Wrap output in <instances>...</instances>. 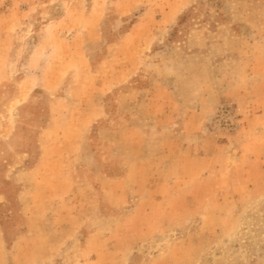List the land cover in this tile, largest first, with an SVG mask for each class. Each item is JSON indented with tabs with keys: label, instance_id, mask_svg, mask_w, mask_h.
<instances>
[{
	"label": "rangeland",
	"instance_id": "1",
	"mask_svg": "<svg viewBox=\"0 0 264 264\" xmlns=\"http://www.w3.org/2000/svg\"><path fill=\"white\" fill-rule=\"evenodd\" d=\"M0 264H264V4L0 0Z\"/></svg>",
	"mask_w": 264,
	"mask_h": 264
},
{
	"label": "crops",
	"instance_id": "2",
	"mask_svg": "<svg viewBox=\"0 0 264 264\" xmlns=\"http://www.w3.org/2000/svg\"><path fill=\"white\" fill-rule=\"evenodd\" d=\"M46 196V201H47V204H48V201L53 199V197H51L50 194L46 193L45 194ZM30 201H29V205L32 204V208L31 210L29 209V211L32 212L33 215H37V214H40L41 212L43 211H39V210H36L38 209L37 206H34L33 202L34 201H37V199H33L32 196L30 197ZM48 206V205H47ZM54 203L53 204H50V206L48 207L47 210L44 211L45 214H50V215H54V214H59V215H62V214H66V215H71V216H77V215H80L81 214V211L79 210V208H72L71 210H62L59 211V207L57 208H54ZM35 209V210H34Z\"/></svg>",
	"mask_w": 264,
	"mask_h": 264
},
{
	"label": "trees",
	"instance_id": "3",
	"mask_svg": "<svg viewBox=\"0 0 264 264\" xmlns=\"http://www.w3.org/2000/svg\"><path fill=\"white\" fill-rule=\"evenodd\" d=\"M209 1H213V2H220V1H222V0H209ZM252 2H255V3H258V4H264V0H251ZM188 17V13L187 14H185L182 18H181V20H180V22H182V20L183 19H185V18H187ZM175 32H177V29L175 28Z\"/></svg>",
	"mask_w": 264,
	"mask_h": 264
}]
</instances>
